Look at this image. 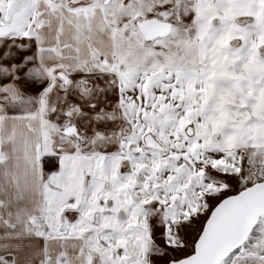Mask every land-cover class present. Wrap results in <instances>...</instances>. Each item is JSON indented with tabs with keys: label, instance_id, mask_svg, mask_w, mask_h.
I'll list each match as a JSON object with an SVG mask.
<instances>
[{
	"label": "snow or ice",
	"instance_id": "obj_1",
	"mask_svg": "<svg viewBox=\"0 0 264 264\" xmlns=\"http://www.w3.org/2000/svg\"><path fill=\"white\" fill-rule=\"evenodd\" d=\"M0 264H264V0H0Z\"/></svg>",
	"mask_w": 264,
	"mask_h": 264
}]
</instances>
